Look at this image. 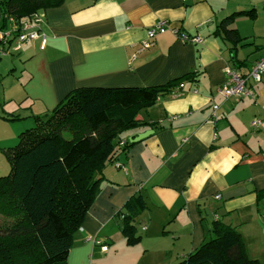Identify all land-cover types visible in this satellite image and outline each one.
I'll return each mask as SVG.
<instances>
[{"label":"crops","instance_id":"crops-1","mask_svg":"<svg viewBox=\"0 0 264 264\" xmlns=\"http://www.w3.org/2000/svg\"><path fill=\"white\" fill-rule=\"evenodd\" d=\"M249 10L253 15H236L228 25L243 38L232 49L215 29ZM38 13L40 35L7 61L0 57V175L10 168L2 149L72 89L156 86L192 73L180 92L141 108L139 125L123 133L129 141L152 130L119 155L126 170L104 168L68 264H106L119 248L128 252L117 264H177L215 236L216 221L235 227L248 256L264 263V79L249 78L250 95L242 98L217 93L225 66L247 74L264 59V0H65ZM160 19L202 41L182 42L166 31L140 48ZM256 117L261 124L252 128ZM138 194L145 208L133 219L139 240L131 245L117 214Z\"/></svg>","mask_w":264,"mask_h":264},{"label":"trees","instance_id":"trees-1","mask_svg":"<svg viewBox=\"0 0 264 264\" xmlns=\"http://www.w3.org/2000/svg\"><path fill=\"white\" fill-rule=\"evenodd\" d=\"M64 1L0 0V25L9 17L20 23ZM251 13L233 12L217 25L230 48L243 38L228 25L236 15ZM191 74L156 86L77 87L34 116V125L2 149L10 168L0 175V264H68L74 233L99 192L105 166L132 143L119 144L121 131L139 125L138 111L160 94L180 92L181 80ZM143 208V197L133 195L117 214L127 244L139 240L133 219ZM213 230L214 237L177 264H264L248 256L235 227L216 221Z\"/></svg>","mask_w":264,"mask_h":264},{"label":"built area","instance_id":"built-area-1","mask_svg":"<svg viewBox=\"0 0 264 264\" xmlns=\"http://www.w3.org/2000/svg\"><path fill=\"white\" fill-rule=\"evenodd\" d=\"M40 21L39 13H32L22 22H18L15 18L9 17L5 19V26L0 25V55H4L9 51L10 42L16 40L18 42L17 46H14L12 50H17L20 47L19 42L28 39H34L40 35V29L38 22ZM166 31L172 32L179 40L182 42H196L202 41L201 37L198 35H190L184 31H181L179 27L173 25L167 19L158 20L153 26L147 28L145 37L140 41V48H148L152 45L153 39L156 34L164 33ZM41 47L44 46V34H42ZM225 79L217 87V93L223 98L236 97L242 98L250 95V86L248 83L249 78L253 81L259 82L264 79V59L258 58L253 63L250 71L247 74H243L238 67L227 65L224 67ZM176 93V90L173 91ZM214 112L217 109V105H213ZM175 116H173L174 118ZM261 124V119L256 117L251 120L250 125L252 128H257ZM124 143V140L120 141V145ZM117 168L125 169V166L118 162H114ZM126 170V169H125ZM219 194L216 198H219ZM262 219L264 221V213L262 214ZM86 240H92L94 243H100V241L94 239L91 236H87ZM100 249L105 251L107 249L106 245H101Z\"/></svg>","mask_w":264,"mask_h":264},{"label":"rangeland","instance_id":"rangeland-1","mask_svg":"<svg viewBox=\"0 0 264 264\" xmlns=\"http://www.w3.org/2000/svg\"><path fill=\"white\" fill-rule=\"evenodd\" d=\"M24 41H21V42H19V44H20V46H21V44L23 43ZM18 45V42L16 41V40H13V41H11L10 42V47H9V51L6 53V54H4V55H0V57H1V59H3V60H8L9 59V57H12V56H14L15 54H16V52L18 51V49L17 50H12V48L14 47V46H17ZM20 48V47H19ZM127 130H123V131H121V133H120V137H122V135H123V133L124 132H126ZM16 143V142H15ZM110 164L112 165V164H114V163H109L108 165H106V166H110ZM105 166V167H106ZM115 166V165H114ZM8 169V168H7ZM123 170V169H122ZM8 172H7V170H5V172H4V174H7ZM1 175H3V174H1ZM137 222H139V220H137ZM138 243V242H137ZM136 244V243H135ZM131 245H134V244H131ZM127 250L126 249H124V248H119V251L117 252V254L114 256V257H112V258H106V259H108L107 261H106V264H117V263H119V262H121V260H123L124 258H125V256H126V254H127ZM109 255H111V252L109 253ZM105 259V260H106ZM104 260V259H103Z\"/></svg>","mask_w":264,"mask_h":264},{"label":"water","instance_id":"water-1","mask_svg":"<svg viewBox=\"0 0 264 264\" xmlns=\"http://www.w3.org/2000/svg\"><path fill=\"white\" fill-rule=\"evenodd\" d=\"M150 131H152V130L147 129V130H144L143 132L136 133L135 136H132L129 138V141L134 142V141L140 140V139L146 137L150 133Z\"/></svg>","mask_w":264,"mask_h":264}]
</instances>
